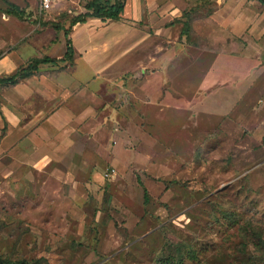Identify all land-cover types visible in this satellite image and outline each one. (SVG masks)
<instances>
[{
    "label": "rangeland",
    "instance_id": "obj_1",
    "mask_svg": "<svg viewBox=\"0 0 264 264\" xmlns=\"http://www.w3.org/2000/svg\"><path fill=\"white\" fill-rule=\"evenodd\" d=\"M8 1L33 22L8 15L0 0V60L19 54L30 31L36 40L60 35L52 25L69 27L90 0H50L46 10L41 0ZM85 24L89 35L108 26L104 35L132 44L116 62L114 87L74 94L79 122L46 129L49 154H32L25 135L15 143L4 113L31 106L0 84V259L264 264V5L127 0L119 21ZM65 47L61 35L50 56L63 57ZM44 55L45 47L36 48L33 57ZM82 61L40 64L34 76L86 78ZM3 66L0 78L16 71ZM56 92L48 96L57 99Z\"/></svg>",
    "mask_w": 264,
    "mask_h": 264
},
{
    "label": "crops",
    "instance_id": "obj_2",
    "mask_svg": "<svg viewBox=\"0 0 264 264\" xmlns=\"http://www.w3.org/2000/svg\"><path fill=\"white\" fill-rule=\"evenodd\" d=\"M77 25L73 26L74 28L69 29V33L67 36H65L64 30L68 29V27H59V30L57 31H60L61 34L58 36L54 35L53 37H51V39L49 38V40H36L31 37L33 31H30L29 34L22 35V37H24L23 39H21V41L22 43H24L25 47L22 48L23 50L19 52V54H17L14 50H10L9 53L0 60V63L4 65L3 67L5 68L6 66V70H10V72H12L14 69H18L22 64H24L25 60H28L29 58H31V60L35 59L33 57L34 51H36V48L43 49V47L47 49V55H44L42 57L63 59L65 53L63 57L59 58L50 56L51 51L54 49L53 47H55L56 42L61 35H63L65 41L68 39L71 42V45L73 47L72 58L77 57L78 59L84 60L82 61V64L85 67L86 74H83L87 75L86 78L79 75L76 71L70 74L63 72L57 74L44 73L40 75V77H35L34 74L38 72V69L28 78L20 80L16 84L9 86L10 89L14 91L19 98L23 97L24 101L28 102L31 106L19 107L18 105H16L11 109V111L13 112L10 111L9 114L4 113V115L9 118L10 123L13 124V126H10V134L13 135V138L16 137L15 143L18 145L21 144L23 142L21 141L22 135H25V139L33 147V149L31 148L30 150L32 154H40L41 152H44L45 155H47L50 153V150L47 147V145L50 143V139L47 136L48 132L46 129L56 128L60 131L61 129L64 130L66 128L72 127L75 122L80 121V119L73 116L71 111V107H78L76 105H79L73 104L72 102V97L74 96V94H76L77 91L83 89L85 94H89L92 96L96 92V86H103V91L104 89L114 87L113 81L115 80V78H118V70L116 68V65L118 63L116 62L121 60L122 56L129 50V47L132 44L131 39H129L128 37H124V35H122L121 38H112L111 36L108 37L104 35L103 29H106V27L108 26H105L99 31L89 35L86 32L87 30L84 28V26H86L85 23ZM76 27H81V32L75 39L74 31ZM21 31L23 33L27 32L26 29ZM100 35L102 36V40L99 41L98 37ZM52 42L54 43L51 44ZM51 48L53 49L50 50ZM66 62L68 61L59 63L64 65L66 64ZM59 63H57L56 65H58ZM56 65L44 64V66ZM16 71H14L13 74ZM49 86L51 89L53 88L57 91V99H55V96H48L50 89ZM88 88L90 89L88 90ZM50 100L53 101L52 105H50V103H52ZM23 111H25L26 115V120L24 122L21 121L22 117L20 118V113H23ZM83 117L84 116H81V118ZM27 127L30 130L25 129L23 131L21 129ZM34 129H38V132L41 131V133L46 135V137H42L40 139L35 134ZM65 135L67 137V133ZM65 135L63 136L62 134H60L58 137V140L61 137V141L57 143L60 144V147L58 148L61 150L64 149V147L61 146V143L65 142ZM58 148L52 149L51 152H55ZM41 149L44 151H42ZM37 150H40L41 152ZM27 158H29L28 155Z\"/></svg>",
    "mask_w": 264,
    "mask_h": 264
},
{
    "label": "trees",
    "instance_id": "obj_3",
    "mask_svg": "<svg viewBox=\"0 0 264 264\" xmlns=\"http://www.w3.org/2000/svg\"><path fill=\"white\" fill-rule=\"evenodd\" d=\"M6 6V13L11 15L18 20L21 21H30L33 22L32 16L30 13L25 12L24 10L20 9L18 6L14 5L13 3L9 2L8 0H2ZM127 0H90L84 6L86 10L85 13L77 15L70 21L69 27H73L77 24H84L87 18H98L102 21H119L121 18V14L123 13L125 3ZM262 5H264V0H258ZM51 23H41L42 26H47ZM56 30H59L58 25H52ZM64 30L65 36L69 33V28ZM73 54V47L71 42L67 39L66 40V52L63 59H52L49 57H42V58H35L31 60L25 68H21L17 70L14 74L7 78H0V84L4 85H14L18 81L23 80L31 76L34 72L38 70V66L40 64H51L56 65L59 62L63 61H71ZM137 183L140 187L143 188L142 183L140 180H137ZM148 192L146 189L143 188V200L146 204L148 202ZM0 264H8L5 261L0 259ZM15 264H23V263H15Z\"/></svg>",
    "mask_w": 264,
    "mask_h": 264
},
{
    "label": "built area",
    "instance_id": "obj_4",
    "mask_svg": "<svg viewBox=\"0 0 264 264\" xmlns=\"http://www.w3.org/2000/svg\"><path fill=\"white\" fill-rule=\"evenodd\" d=\"M42 7L46 10L50 6V0H41Z\"/></svg>",
    "mask_w": 264,
    "mask_h": 264
}]
</instances>
